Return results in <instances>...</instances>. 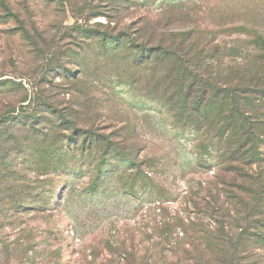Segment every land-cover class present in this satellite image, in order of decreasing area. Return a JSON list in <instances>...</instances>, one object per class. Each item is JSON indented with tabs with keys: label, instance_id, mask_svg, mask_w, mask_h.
<instances>
[{
	"label": "rangeland",
	"instance_id": "374dc122",
	"mask_svg": "<svg viewBox=\"0 0 264 264\" xmlns=\"http://www.w3.org/2000/svg\"><path fill=\"white\" fill-rule=\"evenodd\" d=\"M159 40H186L177 71L227 82L230 109L228 80L264 60V0H0V264H193L204 246L264 264V97L244 98L248 156L223 163L231 132L172 113Z\"/></svg>",
	"mask_w": 264,
	"mask_h": 264
},
{
	"label": "trees",
	"instance_id": "16d2710c",
	"mask_svg": "<svg viewBox=\"0 0 264 264\" xmlns=\"http://www.w3.org/2000/svg\"><path fill=\"white\" fill-rule=\"evenodd\" d=\"M71 28L75 30L79 29V27ZM84 31L86 32L87 30ZM94 33L95 32L92 31L88 32L89 35ZM158 44L159 46L156 47L158 50H154L155 53H161L160 56L165 60L166 57H168L169 60H173L174 68L171 70L172 73L169 77L170 80L167 88L172 89L169 96L170 101H176L175 104L177 106H173V109L171 110L175 115V118L178 120L179 118L186 119L193 116L194 120L197 119L196 122L192 124L194 128L197 130L204 129L209 131L213 133L215 137L229 135L228 138L230 139L231 132L233 140L225 146L226 156L223 158V163L226 161L230 163L239 162V160H241L244 156H248V153H246V147L249 146V143L246 142V137L248 136V126L244 122L242 109L244 102L246 101L244 99L246 96L253 95L257 97V99L264 97V60H259L257 63L248 62V67L246 66V69H244L241 74L234 75L228 80V84L230 85L229 88L233 91L232 93L235 95L239 94L238 98H233V96L230 97L233 104L230 105L229 109V104H224L226 99L225 97L227 96L226 93L228 92L227 82H220V84H217V82H211L209 79L205 78V76L195 73V71L185 73L182 70V66L180 67V70L177 71L179 63H181L180 65H183L180 59L183 56L181 54L184 51L183 49L188 46L185 45L186 40L177 45L176 48H172V44H164L163 40H159ZM204 45L208 46V44ZM258 47L259 50L264 48L263 46ZM207 52H213V50H208ZM214 53H217V47L214 48ZM189 101H191V103H189ZM253 111H256V108ZM235 112L236 115H239L242 112V118L234 122L233 114H235ZM10 116L12 115L5 114L1 116L0 125L4 124ZM230 146H233L234 148L231 149ZM251 157L252 155L250 154V158ZM250 158L243 161H250ZM231 170L233 169L225 168L221 170V172L227 173ZM239 175H241V173ZM221 177H223V174H221ZM221 177L217 179L222 181ZM214 203H216V201ZM192 206L198 210L200 205L196 201H192ZM204 207L211 208L205 210L212 211V207L209 202L204 203ZM160 211L167 214V212L163 209ZM179 228L188 240L192 239L194 235L201 233L202 231V228L200 226H196L194 223L186 227L179 222ZM166 230H169V228H166ZM180 244V242L176 243L178 247ZM211 246L213 247L215 245ZM198 247L199 246L196 245L194 249L197 250ZM205 249L208 251L209 247L204 246V250H197V255L193 259V264H233L232 253L227 255L228 253L219 250L217 257L212 259V252L208 251L209 253H206V257V254H204ZM5 253L9 255V251H6ZM24 255H28L27 248L26 250L24 249ZM174 264H178V262L176 261Z\"/></svg>",
	"mask_w": 264,
	"mask_h": 264
}]
</instances>
